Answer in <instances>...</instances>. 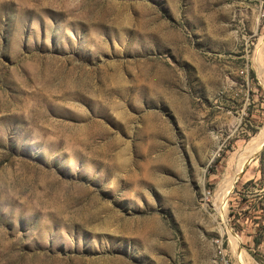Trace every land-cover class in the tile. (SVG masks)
Here are the masks:
<instances>
[{
	"label": "rangeland",
	"instance_id": "obj_1",
	"mask_svg": "<svg viewBox=\"0 0 264 264\" xmlns=\"http://www.w3.org/2000/svg\"><path fill=\"white\" fill-rule=\"evenodd\" d=\"M263 130L264 0H0V264H264Z\"/></svg>",
	"mask_w": 264,
	"mask_h": 264
},
{
	"label": "bare ground",
	"instance_id": "obj_2",
	"mask_svg": "<svg viewBox=\"0 0 264 264\" xmlns=\"http://www.w3.org/2000/svg\"><path fill=\"white\" fill-rule=\"evenodd\" d=\"M264 131V130H263ZM261 137V136H260ZM257 150H258V145L257 143L253 144L250 148H249V152H248V161H250L254 156L255 154L257 153ZM236 176V175H235ZM236 177H234L233 179H231L228 183V187L227 189L225 190V195H227V191H228V188L229 186L235 181Z\"/></svg>",
	"mask_w": 264,
	"mask_h": 264
},
{
	"label": "water",
	"instance_id": "obj_3",
	"mask_svg": "<svg viewBox=\"0 0 264 264\" xmlns=\"http://www.w3.org/2000/svg\"><path fill=\"white\" fill-rule=\"evenodd\" d=\"M253 158H254V157H253ZM253 158H252V159H253ZM252 159H251V160H252ZM242 171H243V170H242Z\"/></svg>",
	"mask_w": 264,
	"mask_h": 264
}]
</instances>
